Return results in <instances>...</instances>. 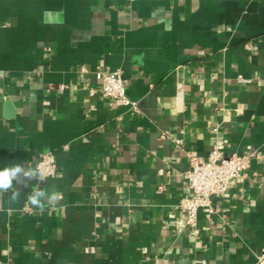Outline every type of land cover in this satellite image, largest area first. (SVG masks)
I'll return each mask as SVG.
<instances>
[{"label": "crops", "instance_id": "crops-1", "mask_svg": "<svg viewBox=\"0 0 264 264\" xmlns=\"http://www.w3.org/2000/svg\"><path fill=\"white\" fill-rule=\"evenodd\" d=\"M97 68L122 70L138 112L106 98ZM0 98L15 108L0 100V169L57 160L48 180L0 195V264L256 263L264 0H0ZM215 142L262 157L194 234L178 207L188 153L206 159ZM34 189L63 198L40 211Z\"/></svg>", "mask_w": 264, "mask_h": 264}, {"label": "built area", "instance_id": "built-area-1", "mask_svg": "<svg viewBox=\"0 0 264 264\" xmlns=\"http://www.w3.org/2000/svg\"><path fill=\"white\" fill-rule=\"evenodd\" d=\"M134 1V0H130ZM96 77L101 82V89L110 101H121L131 112H138V103L126 93V80L123 78L120 68L104 71L97 68ZM240 83H251L242 75L238 76ZM173 142L178 147L183 146L181 138H174ZM189 168L186 171V178L191 194L183 196L178 204L181 212L186 216L185 224L191 226L194 234L199 233L198 213L201 208H207V217L213 213L212 199L222 196L230 189L232 184L238 180L250 167L252 159L261 158V153L248 152L245 154L225 155L220 143L215 142L209 156L204 159L188 153ZM34 168L39 169L42 179L37 180L38 184L51 178L57 168V160L53 152H45L40 155ZM23 210L29 211V206L25 205ZM255 264H264V249L258 255Z\"/></svg>", "mask_w": 264, "mask_h": 264}, {"label": "clouds", "instance_id": "clouds-1", "mask_svg": "<svg viewBox=\"0 0 264 264\" xmlns=\"http://www.w3.org/2000/svg\"><path fill=\"white\" fill-rule=\"evenodd\" d=\"M42 174L37 168L27 167L22 163H14L11 166L0 169V195L13 188V182L23 184L25 187L33 180L42 179ZM20 197L19 190H13L9 198L10 203H17ZM63 198L60 192H48L34 189L27 197V203L33 208L43 211L45 201L47 204H55Z\"/></svg>", "mask_w": 264, "mask_h": 264}, {"label": "water", "instance_id": "water-1", "mask_svg": "<svg viewBox=\"0 0 264 264\" xmlns=\"http://www.w3.org/2000/svg\"><path fill=\"white\" fill-rule=\"evenodd\" d=\"M0 100L5 102V106H6L7 110H8V117H12L13 113L15 112V108H14L12 102L9 99L5 100L3 98H0Z\"/></svg>", "mask_w": 264, "mask_h": 264}]
</instances>
